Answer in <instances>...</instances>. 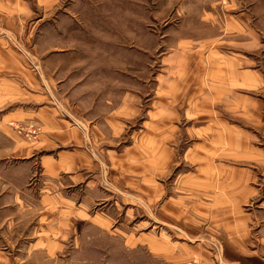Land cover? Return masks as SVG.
I'll return each instance as SVG.
<instances>
[{"label":"crops","instance_id":"crops-1","mask_svg":"<svg viewBox=\"0 0 264 264\" xmlns=\"http://www.w3.org/2000/svg\"><path fill=\"white\" fill-rule=\"evenodd\" d=\"M179 1L167 39L157 44L148 37L149 12H134L128 0L108 7V13L75 5L78 19L60 21V27L48 23L32 37L27 71L21 62L14 66L16 61L6 68L7 39L0 37V72L27 74L29 86L0 89V110L15 105L0 114V264H35L37 255L57 253L74 221L111 224L110 217L91 216L90 207L130 202L134 183L128 172L133 170L140 174L136 186L145 192L140 206L159 203L162 188L153 190L150 181L178 160L182 140L188 142L183 158L189 166L174 178V192L177 186L187 193L172 198L173 220L188 214L191 221L194 215L210 228L175 230L174 236L193 239L191 257L202 264L237 259L264 264V233L253 240L249 223L252 218L264 222V210L244 211L258 194L264 169V0ZM57 2L36 4L49 11ZM29 6V0H0V14ZM156 12L157 19H165L163 10ZM101 29L109 37L101 36ZM134 34L140 50L156 49L158 62L154 107L142 123L154 124L155 130L143 127L131 134L140 137L138 169L134 151L115 148L139 112L137 94L129 89L148 84L149 68L132 48ZM136 77L140 88L134 86ZM68 100L75 111L67 108ZM25 119L42 125L37 139H23L9 125ZM149 141L152 155H144ZM115 168L120 183L110 178ZM259 208L264 209V200ZM160 215L157 221L165 222Z\"/></svg>","mask_w":264,"mask_h":264},{"label":"rangeland","instance_id":"rangeland-1","mask_svg":"<svg viewBox=\"0 0 264 264\" xmlns=\"http://www.w3.org/2000/svg\"><path fill=\"white\" fill-rule=\"evenodd\" d=\"M37 1L38 0H29L30 6L25 12L0 14V37L7 39L5 43L6 58H4L6 68L9 67L12 61H16L14 62V66L17 64L20 65L21 62V67L24 66V68L22 67L24 70L28 68V62L30 63L28 59V50L32 47V37H35L37 33L45 30L48 23H51V27L52 24L60 27V21L68 22L70 18L78 19V14H76L78 8L75 5H82L83 8L84 6L86 8L87 6L93 5L101 8V12L104 11V13H108L109 9L118 7L116 6V2H119V0H113V2L110 0H58L52 10L46 11L44 7H40L36 4ZM120 1L123 6L125 0ZM128 1L133 7L134 12H149L148 37L150 42L152 39L153 43L157 44L158 42H162L163 37L167 39L166 33L170 31L169 29L172 28L173 23H175L172 19L173 12L176 8L181 6L182 1ZM162 10L165 13L163 17L165 19L160 17L157 19L156 11ZM105 16L107 17V14H104V17ZM86 17L88 16L86 15ZM88 18L89 21L92 22L90 17ZM163 23L167 24L163 25ZM101 32L104 34L101 36L109 37V34H106L107 30L101 29ZM131 39L132 48L137 51V53L134 51V55H141L143 57V62H146L147 67H145L149 68L147 71L148 84L146 89H129L132 90L134 94H137L135 98L138 100L139 112L132 118L133 120L127 123L126 132L115 144V148L118 152L128 148L134 151L133 167L134 169H138L141 160L136 158L137 150H135V147L138 150L140 149L139 131L143 127V129L149 132L155 130V127L152 126L154 124L151 123L152 125L148 124V126H145L142 125V123L146 117H148L147 110L154 107L151 106V100H154L156 95L153 78L158 69V62H156L157 53L155 48L148 49V51L144 52L136 46L135 41H137V38H135V34ZM146 68L141 69L143 74L146 72ZM132 73L138 75L140 73L139 67L134 66ZM0 74H5V79H0L1 81L3 80L1 85L2 88L0 89H29L27 74H23L19 71L17 73L5 71L4 73L0 72ZM121 78L124 77L121 76ZM136 79L138 80L136 81ZM133 80L137 82L134 86L140 88V78L136 77ZM121 81L124 82V79H121ZM118 91L121 92L122 90ZM123 91L125 92V90ZM9 104L10 103L4 104L0 110V114L7 113V111L15 108L14 103L12 107ZM67 105L69 110L75 111L74 101L68 100ZM9 125L18 135L26 140L37 139L43 132L42 125L32 120H16L10 122ZM32 125L39 131L37 136L31 137V133H29V127ZM135 131L138 133L137 136L131 138V134L136 133ZM148 143V150L143 152L144 155H152L151 143L150 141ZM187 144V141L182 140L177 149L176 157L178 160H176V162L174 160L175 163H172L169 168H166L164 175L155 174L150 181L154 183L153 190H156V185L162 188L159 203L154 202L148 207L144 204L140 206V197L145 195V192H142L143 190H140L139 186H136L140 181V174L135 170H133L132 174L128 172L134 183L130 202L123 206L100 204L90 207L89 213L91 216L94 217L99 213L106 217V219L110 217L111 224L101 226L92 222L90 219H86L84 223L81 222L79 224L74 221V224H71L70 227L67 228L69 235L60 238V242L63 243L62 250H59L53 255H37L35 264H202L201 260H195L194 256L191 257L192 252L189 248L192 247L194 242L193 239H183L174 236L175 230L180 231L183 229L187 232L205 233L210 228L209 223L205 220L194 221L199 220V218L194 215H192L191 221H188V214L185 215L186 219L182 221L175 222L173 220L172 198H178V194L183 196L187 193L186 190H179L177 186H175L174 192V178L178 176L179 171H183L189 166V163L183 158V151ZM139 151H137V153H140ZM194 164L196 165L197 163ZM114 172L116 174L112 175L110 178L120 183V170L115 168ZM261 172L262 174L259 175L260 184L258 187L260 189L258 194L252 196L244 206L246 215H249L253 210L256 215L259 211L264 210L259 208L261 202L264 200V169H261ZM162 204H165L163 207V209H165L164 212H162ZM177 208L179 207L177 206ZM158 213L161 214L160 219H163L165 222L157 221L156 217ZM262 217H264V212L262 213ZM252 220H254V218H252ZM252 220L249 221L251 226L250 232L253 235V240L255 237L259 239L260 234L262 235L264 233V230L262 232L260 231L264 228V222L256 223V221L252 222ZM231 262L233 263L228 264H243L238 259ZM217 264L220 263L218 262Z\"/></svg>","mask_w":264,"mask_h":264},{"label":"built area","instance_id":"built-area-1","mask_svg":"<svg viewBox=\"0 0 264 264\" xmlns=\"http://www.w3.org/2000/svg\"><path fill=\"white\" fill-rule=\"evenodd\" d=\"M29 129H30V132H29V133H31V137H32V136H37V135H38L39 131H38V129H37L36 127H34V126L32 125L31 127H29ZM29 133H28V134H29Z\"/></svg>","mask_w":264,"mask_h":264}]
</instances>
